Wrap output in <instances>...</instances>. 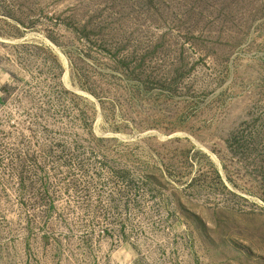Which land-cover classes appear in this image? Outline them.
<instances>
[{"label":"rangeland","instance_id":"rangeland-1","mask_svg":"<svg viewBox=\"0 0 264 264\" xmlns=\"http://www.w3.org/2000/svg\"><path fill=\"white\" fill-rule=\"evenodd\" d=\"M0 264H264V0H0Z\"/></svg>","mask_w":264,"mask_h":264}]
</instances>
